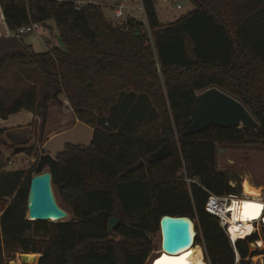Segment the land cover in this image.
I'll return each instance as SVG.
<instances>
[{
  "label": "trees",
  "instance_id": "16d2710c",
  "mask_svg": "<svg viewBox=\"0 0 264 264\" xmlns=\"http://www.w3.org/2000/svg\"><path fill=\"white\" fill-rule=\"evenodd\" d=\"M190 1L192 10L162 25L153 0H141L148 40L141 21L114 25L96 3L0 0L11 31L40 17L53 22L62 44L40 53L19 45L0 58V67L7 61L33 66L44 87L40 100L35 85L10 102L0 94V118L27 110L39 114L44 127L48 106H61L64 94L77 119L93 128L88 145L66 142L54 156L39 153L27 171L3 170L0 151V264L19 251L39 254L35 264H146L153 248L148 234L159 228L162 214L194 219L195 244L207 264H236L235 250L237 264H250L246 257L256 251L247 240L256 234L234 248L204 206L210 193H240L217 168V146H264V0ZM212 86L245 105L254 129L213 124L183 134L197 94ZM5 132L0 129V145L13 149L1 139ZM12 139L32 155L33 145ZM163 145L168 155L151 160ZM45 170L72 218H25L30 174ZM184 175L197 183L187 185ZM111 217L118 219L114 235L107 228ZM33 256L10 263L32 264Z\"/></svg>",
  "mask_w": 264,
  "mask_h": 264
},
{
  "label": "rangeland",
  "instance_id": "374dc122",
  "mask_svg": "<svg viewBox=\"0 0 264 264\" xmlns=\"http://www.w3.org/2000/svg\"><path fill=\"white\" fill-rule=\"evenodd\" d=\"M154 3L156 6L159 22L162 25H166L168 23L177 20L178 18L182 17L184 14H186L188 11L194 8V5L190 0H166V2H163L162 0H154ZM177 3L180 4L179 8L176 7ZM50 25L54 26L53 23ZM54 28L55 30L53 31L52 30L50 31L48 29H44V30L37 29L23 35H15V32L12 31V36H13L12 39H14L15 43L19 45L28 46L34 52L37 53L45 52L49 48H53V47H57V45H61V40L59 38L58 31L55 26ZM8 62H13V61H7L4 64H2V66H4ZM1 68L2 67H0V69ZM4 69L6 70L7 68L5 67ZM34 70L36 71L37 74H40L37 69L34 68ZM38 84L39 85L36 87L41 91L42 83L39 82ZM59 97L60 99L65 98L64 94H60ZM59 111L60 110L54 112L53 110H51L50 116L46 121L44 127L41 118L39 124L30 123L27 126H19V127L15 126L10 129H6V132L1 136V139H3L6 145L14 148L15 145L14 146L12 145L14 144L13 141L14 139L12 138H17V139L21 138L26 140L28 144L34 146V152L32 153V155H28L25 151L21 153H13V149L7 148L5 145H0V151L2 152L4 159L3 170L25 169L27 171L29 169V166L31 165V158L34 157L35 159V155L39 154L37 143L40 144L44 140L47 141L46 144L43 146L44 149L43 150L40 149L41 155H49V156H54L57 152L62 150L64 143L66 142L74 143L79 146H86L90 143L93 136V128L90 125L85 124L84 122L74 124L73 120L70 119H67L64 124H61V119L65 118L66 116L61 117V115H59ZM61 111L63 113H66L64 107L62 108ZM59 130H65V131L61 132L60 134H57L54 137L51 138L49 137L53 132ZM28 132H31L34 135L30 136ZM216 157H217V168L220 171L227 173V175L230 177L229 183L232 186L240 187V193L237 194L238 196L243 195L242 193L244 192L243 191L244 189L242 187L241 190V186H242L241 181L242 178L247 175L246 177H248L250 182H252L256 186L262 187V196L264 199V146L259 144L218 145ZM8 158L12 160L11 164L7 163ZM33 174L34 173L32 172L30 175ZM24 179L27 180V177L25 176ZM23 207L25 208V218L29 220L27 217L26 204H24ZM70 218H72L71 214H69V216L64 220H68ZM53 222H57V221H53ZM31 233L32 230L26 231V234H31ZM254 233L257 236L256 241L262 239L264 243V235L262 232L261 221L258 222V229ZM148 237L150 238L151 244L153 245V248L151 249L149 256L146 260V263L149 264L151 258H154V256L160 251L159 228L153 233H149ZM247 241L250 242L249 240ZM248 246L251 252L256 251V255H260L264 260L263 258L264 247L255 248L253 246H250L249 243ZM21 254L22 252L20 251L16 252L12 257V259L14 260L10 262L11 263L16 262V259L18 258L20 261H23L21 259ZM38 256L39 255H37V257ZM253 256L254 255L247 256L246 259H250V264H259V262H254L252 260ZM9 259L10 258L6 259V264L10 263ZM240 260L241 259H239V262ZM205 261L207 263L206 258ZM33 262L34 263L32 264L36 263L35 261Z\"/></svg>",
  "mask_w": 264,
  "mask_h": 264
},
{
  "label": "water",
  "instance_id": "95a60500",
  "mask_svg": "<svg viewBox=\"0 0 264 264\" xmlns=\"http://www.w3.org/2000/svg\"><path fill=\"white\" fill-rule=\"evenodd\" d=\"M37 21L41 22L44 27H48L40 17L37 18ZM213 124L220 127L242 125L252 130L256 125V120L240 100L218 87L212 86L197 94L192 121L183 134H193ZM25 149L26 146L17 145L13 148V153H21ZM168 153V146L163 145L149 157L155 161L164 158ZM51 179V173L47 170L32 175L26 201L29 220L64 221L69 216V212L56 199ZM117 220V217H111L108 221L107 228L111 235H114L112 229ZM159 230L161 247L160 256L157 259L163 254L169 257H178L186 253V249L195 243L197 231L195 221L190 216L162 214L159 219ZM262 232L264 235V227ZM255 242L256 240L250 241V246L256 248ZM30 254L34 255L31 259L36 262L38 258L36 253H22L21 259L26 260ZM157 259L151 261V264H155Z\"/></svg>",
  "mask_w": 264,
  "mask_h": 264
},
{
  "label": "crops",
  "instance_id": "0c3cea01",
  "mask_svg": "<svg viewBox=\"0 0 264 264\" xmlns=\"http://www.w3.org/2000/svg\"><path fill=\"white\" fill-rule=\"evenodd\" d=\"M84 1L85 3L92 2V3H96L100 5L104 13V16L107 18L108 21H110L114 25L123 24L126 22L127 19H135L137 21H141L144 25H146V16H145L144 7L142 5L141 0H126V1H123V0H84ZM119 3H123L124 5V7L122 8L123 15L120 17H117L115 15V11ZM153 3H154V0H153ZM154 7L156 10L155 3H154ZM45 23L48 25L46 29L50 31L55 30L54 26L50 25L53 23L51 20H47L45 21ZM12 38H13L12 31L7 27L5 23L2 10L0 7V42H1L0 58H2V56L4 55L13 53L14 51L17 50L16 48H18L19 44L15 43L14 39ZM57 47H62V44L57 45ZM50 49L51 48H49L48 50ZM5 67L7 68L6 70L4 69ZM39 82L42 83V90L40 91L36 87L38 100H40L44 94L43 78L41 74L36 73V71L31 65L13 61V62L6 63L0 69V94L3 96L5 95L7 102H10L14 96H17L23 90L29 88L30 86L32 85L38 86ZM60 100L62 101L61 106L57 104H50L48 106V118L50 116L51 110H53L54 112L57 110H60L59 115H61V117L66 116L65 118L61 119V124H64L67 119L73 120L74 124L82 123L75 116L67 100L65 98L60 99ZM63 107L65 108L66 113H63L61 111ZM40 120H41V116L39 114L30 112L27 110H20L14 114L9 115L8 118L6 119L0 118V129L3 128L6 130V129H10L15 126H18V127L27 126L30 123L39 124ZM66 129H69V128H66ZM65 130H59V131L53 132L49 137L50 138L54 137L57 134H60L61 132ZM28 134L30 136L34 135L31 132H28ZM46 141L47 140H44L40 144L37 143L38 152L40 154H41L40 149L42 150L44 149L43 146L46 144ZM8 160H11V159L8 158L7 161ZM33 161H34V157L31 158V163Z\"/></svg>",
  "mask_w": 264,
  "mask_h": 264
},
{
  "label": "bare ground",
  "instance_id": "6f19581e",
  "mask_svg": "<svg viewBox=\"0 0 264 264\" xmlns=\"http://www.w3.org/2000/svg\"><path fill=\"white\" fill-rule=\"evenodd\" d=\"M247 176V175H246ZM244 176L241 181V185L243 187V195L242 196H234L233 201L229 205L230 214L228 215L224 214V219L227 222L226 224V231L229 239L233 242L238 241L239 239L245 240L247 236L252 235L256 230L258 229V222L261 213L263 212V209L259 210L255 216V218L252 219H242L237 218L238 212L233 210L234 209V202L242 203L245 201L262 205L261 203L264 202L263 196H262V187L256 186L250 180L248 177ZM247 185V189L245 187ZM258 185V184H257ZM28 217V216H27ZM29 218V217H28ZM255 245L257 247H264V243L262 239H259L255 242ZM187 252L178 256V257H169V259H179L180 257H187L185 264H207L204 258V252L202 247L199 244H193L190 247H188ZM160 256V254L152 259L154 261ZM166 255L163 254L159 259L155 261V264H157V261L161 260L162 257H165ZM264 258V257H263ZM252 260L254 262H259V264H264V260L260 255H254L252 257ZM253 263V262H252Z\"/></svg>",
  "mask_w": 264,
  "mask_h": 264
},
{
  "label": "built area",
  "instance_id": "2783aa9c",
  "mask_svg": "<svg viewBox=\"0 0 264 264\" xmlns=\"http://www.w3.org/2000/svg\"><path fill=\"white\" fill-rule=\"evenodd\" d=\"M126 1V0H123ZM163 2H166V0H162ZM74 3L77 7H80L81 5H83L85 3L84 0H74ZM124 7L123 3H119L118 7L115 11V15L117 17H120L123 15V11L122 8ZM176 7L179 8L180 4H176ZM145 27V28H144ZM143 27V29H141V32H144L147 34V39L151 40V34L148 31L147 25H145ZM37 29H46V27H44L42 25L41 22L38 21H31L29 24L27 25H22L20 27H18L14 32L15 35H23L26 33H29L33 30H37ZM8 164H11L12 161L8 160L7 161ZM183 174V171H181L180 173H178V176H181ZM183 180L186 182L187 185H190V183H197L195 179H191L187 176L184 175ZM236 197L238 195H233V194H228V195H216L213 193H210L207 197V200L205 202V210L207 212H209L212 215H215L218 219V224L219 226L222 228L223 232L227 235V231H226V224L227 222L224 219V214L228 215V213L230 212L229 210V205L230 203L233 201V197ZM3 209L0 208V217L2 215ZM230 214V213H229ZM262 228L264 227V219L262 220ZM227 238L229 240V242L231 243L232 246H234L235 248V242L231 241L227 235ZM239 255L237 253V251L235 250V263H239Z\"/></svg>",
  "mask_w": 264,
  "mask_h": 264
},
{
  "label": "snow or ice",
  "instance_id": "6c2138e0",
  "mask_svg": "<svg viewBox=\"0 0 264 264\" xmlns=\"http://www.w3.org/2000/svg\"><path fill=\"white\" fill-rule=\"evenodd\" d=\"M247 189V185H245ZM264 209V205L254 204L248 201L237 203L234 202V209L238 212L237 218H242L245 220L255 218L257 212ZM185 257H180L179 259H169L167 256L162 257L161 260L157 261V264H185Z\"/></svg>",
  "mask_w": 264,
  "mask_h": 264
},
{
  "label": "flooded vegetation",
  "instance_id": "af4514ba",
  "mask_svg": "<svg viewBox=\"0 0 264 264\" xmlns=\"http://www.w3.org/2000/svg\"><path fill=\"white\" fill-rule=\"evenodd\" d=\"M161 247V246H160ZM160 254V252H158L154 257L158 256ZM153 258H151L150 260V264H151V261H152Z\"/></svg>",
  "mask_w": 264,
  "mask_h": 264
}]
</instances>
